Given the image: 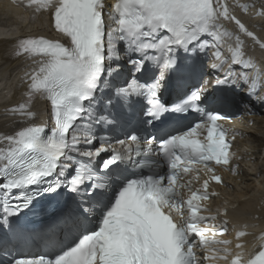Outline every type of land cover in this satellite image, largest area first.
I'll return each mask as SVG.
<instances>
[{
  "label": "snow or ice",
  "instance_id": "6c2138e0",
  "mask_svg": "<svg viewBox=\"0 0 264 264\" xmlns=\"http://www.w3.org/2000/svg\"><path fill=\"white\" fill-rule=\"evenodd\" d=\"M11 2L30 24L46 15L59 38L0 42L3 59L28 62L6 109L19 123L0 134V264H264V235L247 258L241 242L233 254L215 239L228 221L209 236L216 217L202 214L218 195L210 183L223 184L217 168L238 174L224 110H264V65L246 58L241 37L261 51L264 40L226 0ZM234 6L264 18V3ZM224 38L235 40L227 59ZM209 48L210 71L198 55ZM225 64L239 72L220 76ZM36 101L48 105L42 124ZM201 171L208 178L193 190L185 178Z\"/></svg>",
  "mask_w": 264,
  "mask_h": 264
},
{
  "label": "bare ground",
  "instance_id": "6f19581e",
  "mask_svg": "<svg viewBox=\"0 0 264 264\" xmlns=\"http://www.w3.org/2000/svg\"><path fill=\"white\" fill-rule=\"evenodd\" d=\"M113 2L114 0H108V3ZM226 2L229 5L231 13L237 11V16H240V9L234 6L236 3H256L257 7H259L261 3H264V0H226ZM241 13L245 15L243 16L245 17L243 22L246 27L249 30H255L258 37L264 40V18L256 16L253 10H250L247 14ZM8 16L10 17L9 25L0 26V42L12 41L19 36L44 35L46 38L50 37L54 39V36H50L49 32H47L49 26L46 19L40 17L35 25L28 26L23 22L20 9L8 2L0 1V21L1 18ZM11 17L15 18L14 21H11ZM221 22L228 23L229 26L227 27L232 28L234 32L236 31L234 25L231 23L226 21ZM21 24L22 26H20ZM45 26L46 29L44 28ZM41 28H44V30L42 31ZM243 38L245 39L244 43L247 45V42L250 40L246 37ZM229 47L231 46L228 42H223L221 45L222 58L226 59ZM252 47L250 54L253 57H257L260 66L264 65V58L261 55V52L264 51H261L253 44ZM209 49L210 51L204 57L203 65L206 70L210 71L209 66L213 63L212 53L215 49ZM27 63L23 59L5 60L2 54H0V83H2L0 90V134H12L15 125L19 123L18 117L4 114L2 111H6V109H3L5 106L15 103L14 101L18 100L19 91H23V88L19 85L18 77ZM227 65L225 64L224 67ZM236 70L239 72V66H236ZM220 76H223V74ZM205 78L212 80L214 77L206 76ZM261 82L263 92L264 80ZM242 95L243 93H241ZM231 109L233 113L238 115L235 119L234 128L241 130L238 134L239 142L241 143L240 155L243 158V162L241 165H238L237 175L233 176L230 171H227L225 173V179H227V181L225 180V185L223 187L213 185L212 191L218 193L214 203H221L220 207L227 210V215L231 219L237 220L233 222L235 229H232V232L231 228L233 227L230 224L227 225L229 232H231V238L229 239L231 243L228 247L233 253L234 251H238L235 248L236 242L246 244V251L252 250L256 244V248H258L260 243L258 238L264 235V152L262 151L264 149V110L262 113L257 106L256 111L258 114L252 116L246 114L243 110H237L235 107H231ZM43 110H45L43 101H36L33 109L36 112V118ZM241 230L248 233V235L237 241L236 233ZM215 246L223 248V245Z\"/></svg>",
  "mask_w": 264,
  "mask_h": 264
},
{
  "label": "rangeland",
  "instance_id": "374dc122",
  "mask_svg": "<svg viewBox=\"0 0 264 264\" xmlns=\"http://www.w3.org/2000/svg\"><path fill=\"white\" fill-rule=\"evenodd\" d=\"M6 19V20H5ZM11 21H14V17H11ZM9 20H10V17L8 16V17H6V18H1V21H0V26H7V25H9ZM19 26V25H18ZM1 85H0V90H1V88H2V83H0ZM261 110V109H260ZM262 111V113H263V110H261Z\"/></svg>",
  "mask_w": 264,
  "mask_h": 264
}]
</instances>
